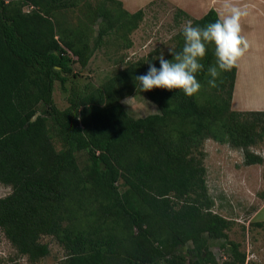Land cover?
<instances>
[{
  "label": "trees",
  "instance_id": "16d2710c",
  "mask_svg": "<svg viewBox=\"0 0 264 264\" xmlns=\"http://www.w3.org/2000/svg\"><path fill=\"white\" fill-rule=\"evenodd\" d=\"M80 8L69 25L66 14ZM144 18L145 9L132 13L119 0H0V185L12 190L0 198V232L30 264H221L212 246L221 240L229 250L222 264H247L230 238L233 221L215 211L205 147L212 139L242 149L248 166L264 164L252 150L264 141V111L232 109L237 64L211 87L208 44L192 97L141 91L135 77L150 64L159 69L158 51L122 61L99 85L77 80L75 65L88 67L103 45L125 39L131 47L128 35ZM184 18L203 27L219 14L177 11ZM175 40L172 51H182V30ZM57 82L69 95L65 109L55 101ZM133 92H145L158 112H128L122 101ZM47 237L63 251L51 263Z\"/></svg>",
  "mask_w": 264,
  "mask_h": 264
},
{
  "label": "rangeland",
  "instance_id": "374dc122",
  "mask_svg": "<svg viewBox=\"0 0 264 264\" xmlns=\"http://www.w3.org/2000/svg\"><path fill=\"white\" fill-rule=\"evenodd\" d=\"M119 1L123 3L122 0ZM126 1V8L129 11L133 10L132 12L139 10L140 4L144 3L147 7L151 2L155 3L147 8L144 7V20L135 31L128 35V39L132 42L131 47H126L127 40L119 39V45H103L93 56L88 67L82 68L80 65H75V70L80 76L77 80L82 85L88 83L99 85L108 75L122 68L126 61H135L157 51L166 56L175 48L177 43L175 36L181 31L182 25L189 21L186 18L178 20L177 11L185 10L192 18H201L203 15L199 13L202 16H198L196 9L210 0ZM98 3L99 0H91L93 6ZM112 8H116L115 5H112ZM82 14L81 8L69 11L66 14V20L69 25L77 24ZM94 24L96 36L101 20ZM249 65L253 66V71L249 70L246 74L256 76L258 73L255 70V64L250 62ZM68 96L62 91L61 84L57 82L55 101L60 109L69 106ZM122 103L135 117H146L158 112L157 106L145 92L127 94ZM205 147L208 155L206 159L208 187L215 201V211L233 221L232 230L229 232L230 238L241 243L246 250L247 264H264V227L251 225L256 221H264V199L260 197V193H264V164L248 166L242 149H236L229 144H221L212 139L206 141ZM252 150L264 157V141ZM86 160V153H80V166H83ZM11 191V187L0 185V198L8 196ZM44 242L50 243L52 249L51 256L46 262H53L56 256L62 257L63 251L54 240L47 237ZM212 246L217 260L222 264L229 256L226 242L215 241L212 242ZM0 264H30L26 257L18 255L2 232H0Z\"/></svg>",
  "mask_w": 264,
  "mask_h": 264
},
{
  "label": "clouds",
  "instance_id": "9594fccd",
  "mask_svg": "<svg viewBox=\"0 0 264 264\" xmlns=\"http://www.w3.org/2000/svg\"><path fill=\"white\" fill-rule=\"evenodd\" d=\"M223 12L219 18L203 27L194 26L192 21L182 25L184 46L182 51L174 52L173 60L159 57L160 67L149 65L146 74L135 77L141 91L154 88L167 90H182L192 97L197 94L202 85L196 79V74L204 69L200 62L207 54V45H215L216 64L208 67V81L211 87L216 86V79L221 72L231 71L237 60L244 55L249 47L247 39L242 36L240 20L246 16L247 5L240 7L232 0H223Z\"/></svg>",
  "mask_w": 264,
  "mask_h": 264
},
{
  "label": "crops",
  "instance_id": "0c3cea01",
  "mask_svg": "<svg viewBox=\"0 0 264 264\" xmlns=\"http://www.w3.org/2000/svg\"><path fill=\"white\" fill-rule=\"evenodd\" d=\"M122 1L124 8L127 9L125 5L127 1ZM222 3L223 0H210L197 7L196 12L198 16H205L210 10H215L220 16L223 12ZM232 3L240 7L247 5L248 14L240 20V34L249 43L247 51L236 62L237 77L232 109L235 111H264V0H232ZM144 7L147 8L146 4H140L139 10L145 9ZM250 62L255 64V70L258 73L256 76L246 74L249 70L253 71V66L249 65Z\"/></svg>",
  "mask_w": 264,
  "mask_h": 264
},
{
  "label": "water",
  "instance_id": "95a60500",
  "mask_svg": "<svg viewBox=\"0 0 264 264\" xmlns=\"http://www.w3.org/2000/svg\"><path fill=\"white\" fill-rule=\"evenodd\" d=\"M39 114H37L34 118H33V121H35L37 119Z\"/></svg>",
  "mask_w": 264,
  "mask_h": 264
}]
</instances>
